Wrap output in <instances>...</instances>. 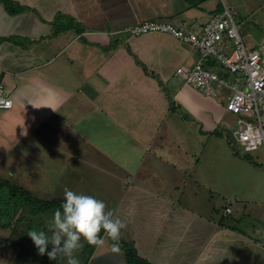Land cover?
Wrapping results in <instances>:
<instances>
[{"label":"crops","instance_id":"crops-1","mask_svg":"<svg viewBox=\"0 0 264 264\" xmlns=\"http://www.w3.org/2000/svg\"><path fill=\"white\" fill-rule=\"evenodd\" d=\"M232 2L234 13L240 14L242 7ZM221 7L219 0H0V94L12 101L11 107L0 110V155L13 151L16 142L32 138L29 141H62L48 131L53 127L55 133L78 136L79 110L100 112L106 124L111 120L121 126L128 134L122 147L134 151L125 157L136 153L143 160L133 171L126 159L124 167L104 170L124 177L118 199L105 192L100 199L114 218L126 221L120 239L151 264H264V234L256 233L250 224L240 226L239 216L231 215L232 204L225 205L232 209L227 215H218L210 204L200 212L202 204L180 197L200 182L177 177L175 163L166 162L173 168L166 175L174 178L156 176V160L191 154L182 148L180 138L175 141L166 131L161 134L173 109L170 103L175 105L171 99H182L193 108L203 136L215 131L214 109L184 96V81L175 73L190 69L197 51L165 33L132 36L125 31L155 19L197 30ZM60 15L72 17L78 30H57ZM221 112L233 118L223 104ZM41 127L44 135L52 136L49 140L37 132ZM80 139L89 144L88 138ZM131 172L140 181H133ZM73 180L69 188L79 189V171ZM9 182L21 185L13 178ZM22 188L39 199L55 186L35 182ZM53 211L31 214L24 207L9 228L0 229V264H66L64 258L50 261L46 254L39 255L26 233L33 228L47 231ZM102 238L104 244L93 249L85 243L78 253L81 264H127L124 252H114L106 234Z\"/></svg>","mask_w":264,"mask_h":264},{"label":"rangeland","instance_id":"rangeland-1","mask_svg":"<svg viewBox=\"0 0 264 264\" xmlns=\"http://www.w3.org/2000/svg\"><path fill=\"white\" fill-rule=\"evenodd\" d=\"M219 1L220 7L226 6L234 15L239 32L247 45L254 44L259 36L264 34V0ZM232 1H236L242 7L240 14L234 13ZM248 8V13H244L243 11ZM223 9L221 7L218 12ZM200 28L194 31L198 32ZM177 84L181 85L178 81ZM183 84L181 89L184 96L200 102L207 109H214L213 112L217 115V117H213L217 119L215 131L213 133L207 132L203 136L201 124L193 113V108L182 99H171V102L174 101L175 105L170 103L173 109L169 110L168 124L161 127V134L166 131L175 139L172 136L169 138L175 141L180 138L183 142L182 148L187 147L188 152H191V154L189 156L175 154L174 158L167 157L168 161H166L167 158L156 160L159 166L156 176L158 178H166L167 176L174 178L175 176L166 175V172L171 173L173 169L166 162L169 164L175 163L177 177L181 176L182 179L187 178V180L193 178L201 183L192 184V191L185 189L180 197L189 200L196 206L198 203L202 204V206H199L200 212L205 211L206 204H210L213 208L215 206L218 215H222L224 209L229 207L225 205L232 204L233 213L231 215L239 216L237 223L240 226L250 224V228L263 235L264 152L262 147L259 146L254 151L244 152L239 144L232 143L231 133L226 129L223 121L234 122V119L221 112L223 94L206 96L192 86ZM93 112L94 110L89 109L78 111L75 121V123H78V136L74 132L55 133L53 127V130L48 131L52 136L56 135L58 138H62V141H29L32 138L25 142H16L13 151L7 150L0 155V179L11 181L13 178L19 181L21 185L30 188L33 187L35 182L38 185H53L55 188L46 190L38 200L40 198L41 200H63L65 188L70 189L69 187L75 184L73 177L79 171L82 182L80 183L81 186L78 185L79 189L75 188L74 192L83 194L89 192V195H98L97 198L99 199L100 195L105 192L108 197L112 196V198L118 199L122 189L121 180L124 175L119 173L109 175L104 170L116 171L120 165L124 167V160L126 159L129 161L130 170L133 171L143 159L136 153L130 159H127L125 157L126 153L134 151L129 146L122 147L123 139L128 137L126 131L111 120H107L108 124H106L99 116L100 112ZM91 115H93L94 120ZM171 120L175 122L172 123ZM178 121H183L182 125H179ZM42 131L43 127L37 132L41 136H45L46 141L52 137L49 134L44 135ZM39 138L41 137L39 136ZM80 138H88L89 144ZM77 139L79 140L76 141ZM52 146H55L57 150ZM101 153L108 157L111 162ZM152 161L155 162L154 157ZM101 168L102 171H100ZM178 169L181 172H178ZM73 172L74 174H72ZM131 173L129 177L133 181H140L136 178L137 174ZM12 175L14 176L12 177ZM93 177L94 179H92ZM138 184L139 182L136 183V185ZM106 186L108 190H102ZM27 191L35 198L36 195L32 191ZM44 195L47 198H43ZM223 218H229V215H224Z\"/></svg>","mask_w":264,"mask_h":264},{"label":"built area","instance_id":"built-area-1","mask_svg":"<svg viewBox=\"0 0 264 264\" xmlns=\"http://www.w3.org/2000/svg\"><path fill=\"white\" fill-rule=\"evenodd\" d=\"M125 31L132 36L165 33L192 46L197 60L187 71L179 68L175 73L206 96L223 94L224 109L234 119L225 123L232 143L244 152L259 146L264 152V34L247 45L227 7L214 12L198 32L159 20L138 22ZM11 105V99L0 94V110ZM224 213L230 214L231 208Z\"/></svg>","mask_w":264,"mask_h":264},{"label":"clouds","instance_id":"clouds-1","mask_svg":"<svg viewBox=\"0 0 264 264\" xmlns=\"http://www.w3.org/2000/svg\"><path fill=\"white\" fill-rule=\"evenodd\" d=\"M106 208V203L95 196L65 188L62 203L47 222V231L33 228L26 233L39 255L46 254L50 261L60 257L66 259V264H81L78 253L85 243L102 246V232L112 241V250L120 251L126 221L114 218L113 211Z\"/></svg>","mask_w":264,"mask_h":264},{"label":"trees","instance_id":"trees-1","mask_svg":"<svg viewBox=\"0 0 264 264\" xmlns=\"http://www.w3.org/2000/svg\"><path fill=\"white\" fill-rule=\"evenodd\" d=\"M56 24L57 30H66L71 27H74L75 31L78 30L72 17L67 15L58 16ZM62 201L60 199L38 200L21 186L12 184L8 180L0 179V228H9L24 207H28L31 214H36L41 211L56 210ZM103 234L102 232L100 235L102 236ZM91 248L93 249L94 246L91 245ZM120 249L125 254L127 264H151L146 259L140 257L130 243L121 239Z\"/></svg>","mask_w":264,"mask_h":264}]
</instances>
